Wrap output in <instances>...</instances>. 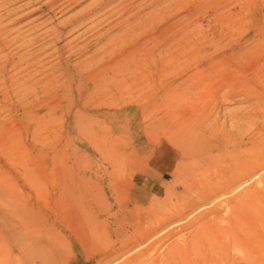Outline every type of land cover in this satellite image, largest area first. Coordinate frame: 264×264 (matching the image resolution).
<instances>
[{"label":"rangeland","instance_id":"374dc122","mask_svg":"<svg viewBox=\"0 0 264 264\" xmlns=\"http://www.w3.org/2000/svg\"><path fill=\"white\" fill-rule=\"evenodd\" d=\"M46 1L48 0H0V17L3 18L5 16L3 19H0V26L5 27V25H8L10 27V29L8 26L5 27V37L8 36L7 38L10 39L9 42L12 40L10 43L16 48L23 43L14 44L16 40L21 37H24L23 39L25 41L32 40L31 43L34 42L33 46L37 48L29 58L32 59L31 61H27L29 60L27 58L25 61H19L18 58H15V63L10 62V60L5 57L10 51V53L16 54V50L13 48L14 46H11L13 49L10 48V51L6 50L8 51L6 53L0 51V55H3L0 57V264H101L102 262L103 264H108L113 260L110 259L111 261H109L108 259L115 256L121 259L118 264H125L126 261L133 258L134 252L132 251V253L128 251V249H131V247L135 245L141 231L151 226L156 227L158 220H174L178 210L181 211L187 208L186 211H189V207L193 205L194 200L198 196L195 192L197 179L195 180V185L193 184L194 180H189L190 183L187 182L188 184H186L187 178L178 175L182 171L179 154L170 151L168 155L166 152L156 151V72L158 71L159 74L162 70L163 72L161 71L159 74L162 77L164 76L163 74H165L164 72H167L164 78L172 79V77L174 78L176 76L174 72L175 69L172 68L173 70L171 72H174L172 75L171 73L169 74L167 70L170 68L169 66L171 63L172 65H176L178 63L176 60H179V65L183 61V56H187L188 59L185 58L187 60L190 58L191 60H189V62L185 60L188 66L192 67L194 64L193 61L195 60L194 55L196 54L186 53V55H182V58L180 57L181 59L175 60L172 58L173 61L172 59L168 60L170 55L166 54L165 51L163 55H169V57L167 56L168 59L166 56H160L158 51V53L154 51L156 50V28L161 26L164 22L170 24L182 20L183 22H181L184 24V17L187 15L185 23L187 27L191 26V29L188 28L189 34L192 32L191 37L194 36V38H199L203 34L209 39L214 37L215 33L219 38L220 35L223 34H229L230 38H236L242 35L244 33L243 31L248 27L253 26V22L255 21L253 20V13L264 10V0H227L228 2L226 0H160V2L159 0H125L126 2H122L124 0H111L110 2L112 3H109L107 5L108 7L104 8V12H101L103 11L102 9L98 12L99 14H94L95 17H91V20L89 19L86 21L87 25L84 22L83 24L76 25V28L74 27L73 29L67 27L68 32L64 31V35H60L59 37L56 36V38H60H57V40L55 36H48L49 34L53 35L50 32L52 29V33H55L54 28L56 30L61 29V26H64L69 18L72 19L75 16L77 17L79 14L86 11V8L89 9L106 0H68L69 2L56 4L52 8L47 5ZM211 1L214 3L211 4L212 6L210 5ZM236 1H238V3ZM7 2L10 3L6 4ZM171 2H173V5ZM176 2L177 5L175 7ZM178 2L182 3L179 4ZM233 2L234 4L232 5ZM64 3L65 5L63 6ZM186 4L188 5V9ZM180 5H184L182 6L183 8L181 7L179 9ZM116 6H119L121 9ZM123 6H125V9ZM255 6L257 7L256 9H254ZM239 9L241 11L240 13ZM34 10H36V12L26 14ZM166 10L168 12L170 11V13ZM173 10H175L174 13L172 12ZM222 10L228 12L232 11L233 13L236 12L238 15L240 14L239 16L233 17L238 24L239 22L242 24L237 30L235 29L233 34L227 31L222 19H220L219 16H215L216 14L214 15L216 11L218 13ZM130 11L131 13H129ZM39 13L40 15H38ZM149 13H151L152 16L149 15ZM171 13L173 15L167 18ZM7 14H11V16ZM159 14L162 15L160 16L161 19L159 18ZM157 15L158 18H156ZM17 18H19V22L11 26L10 23L12 19ZM144 18L148 20L147 23L149 25ZM93 21H95L94 25L91 23ZM262 21L263 20H261L260 23ZM16 24V28L20 26L18 29L21 33L23 31L22 29H26L23 31V35L19 33L18 29L16 30ZM31 24H33V27ZM36 24H40V26L38 25L37 27ZM233 24L234 23L230 24L232 28H234ZM89 30L91 31L89 32ZM151 31H153V35ZM48 32L49 34L46 35ZM10 33L13 35H18L19 33L20 37L17 38V35L13 37ZM100 33H102V35H100ZM70 35L71 40H68L70 39ZM25 36H27V38ZM30 36H32V38ZM121 36L123 37L122 39L119 38ZM147 36H149L148 39ZM150 36L153 37L150 38ZM29 37L30 39L28 40ZM130 37L132 38V40H130L131 43L134 41L132 44L136 43L138 40L141 41V39L144 42L142 44H146L144 46H138L139 49L137 45L130 44V41H128ZM66 39L69 43H66ZM160 39H162V37ZM153 40H155V42H153ZM53 41L55 42L52 44ZM124 41H127L126 45ZM225 41H222L223 44L221 43V46L217 45L218 47L216 46L214 51L211 49L210 53L215 55L221 51ZM44 42H46V44ZM110 42L111 44H109ZM104 43H106L107 46H112L106 51V49H103ZM114 43H120L122 46L120 44H115V46H118H116V48ZM81 44L88 46L87 50H81L84 46ZM80 45L81 47H79ZM43 46L45 49H41ZM55 46H57L60 51ZM141 47L142 49L143 47L146 49H143L142 52ZM150 49L154 50L151 51ZM128 51H130L131 54H129ZM104 52L105 54H103ZM124 52L126 54L128 52V58H126L127 55ZM39 53H42L43 56ZM144 54H148L146 55L147 58H149V55L153 58H149L150 61L152 60V63L149 61L151 64ZM223 54L221 53L219 56ZM141 55L144 56L142 57ZM245 55L243 54L242 57L240 56L238 58L239 64L241 63L242 66L246 65V67L251 65V68H246L249 70V73L259 72L260 69H262L261 65L263 64L264 66V61L261 60L255 67L250 63L247 65L246 61L251 58V55ZM9 56H11V54H9ZM121 56H124L126 60L124 57L122 59ZM139 56H141L140 59ZM162 57L165 58V61L161 62L160 60L163 59ZM157 59L161 63H165L161 65ZM142 60L144 63H138V61L141 62ZM153 60L155 61L154 65H152L154 62ZM37 61L41 64L37 63L38 65H35L34 63ZM114 61L117 63L114 64ZM118 62L120 65H118ZM228 63L227 61L220 62V67L222 68L221 74H224L221 80L217 78L218 80L212 82L214 86H218V84L222 82L221 86L223 87L220 88L218 95H224L226 92L225 88H228L227 92H229L230 88H232L230 91L239 89L240 86L237 87V84L241 85L242 82L241 80L233 78V74L228 68L223 70L224 66L229 65ZM165 64H168V67ZM24 65L25 67H23ZM3 66L5 68L8 66L9 69H5ZM13 66L17 68L14 69ZM28 66H32V68H27ZM165 68H167L166 71L164 70ZM183 68H185V65H183L181 69L177 67L178 72ZM7 69L9 71H7ZM263 69L259 74L262 75V79L264 80ZM2 71L7 72L5 73ZM19 71L22 73L20 74ZM27 71L30 72V74ZM16 72H18L19 75ZM101 72L103 73L100 74ZM105 72L107 74H105ZM225 72L231 73V76ZM115 73H117V75ZM3 74L6 75L4 76ZM33 74L34 76H31ZM89 74H91V76ZM11 75H15V77L13 78ZM102 75L103 77L106 75L105 78L107 79L103 78ZM107 75L109 77H107ZM21 76L22 78H20ZM128 76L129 78L127 79ZM23 77H26V80ZM32 79L36 81L34 82ZM17 81H19L18 84L19 86L21 85L20 87H25V85L28 84L29 88L27 85V89L22 88L21 90L19 86L17 88ZM216 81H218V83ZM239 81L241 82L239 83ZM21 83L25 85L23 86ZM6 88L10 90V97H5L3 95V92L7 90ZM78 89L87 91V93H84L86 96L83 94L81 97H78ZM70 90L72 94L69 93ZM241 95L242 94H233L232 96V94H229L231 98L226 96L229 100L225 98L227 103L222 100L224 102L222 107L220 105L222 103L220 99L215 102L211 100L210 102L213 105L217 103L215 110L217 109L219 111L220 109V112L214 110V113L208 118L210 122L206 120L203 123L208 121L207 124L205 123L204 125H207L209 129H212L211 125L215 123L219 131H214V134L218 137L220 134H223L224 131H227L229 135H231V140L246 141L247 138H254L252 142L237 144V146L231 144L228 148L230 150H243L241 158L243 156L244 158L242 159L247 158L246 155H253V157L257 155L263 156L264 114H260L257 111L258 109H252V105H249L250 102L245 98L246 96L243 97L242 95V98ZM230 99L233 102H231ZM234 99L237 102H235ZM242 99H244V101ZM40 101H43V103ZM261 101H259L260 104L263 103ZM37 102L39 103L38 106H36L38 104ZM210 102L208 106L211 104ZM218 102L221 103L219 104ZM212 104L211 106H213ZM245 105H248L247 107L250 106L252 110ZM39 107H41L40 110H38ZM246 108L249 109L251 113L254 111L258 116L255 115L250 120L245 119L246 121L244 119L238 118L236 120L231 118L234 114L236 116L239 114H246V111L248 112ZM240 109L244 110V112H241ZM213 114H216L218 118L216 122L213 120L216 116H212ZM211 119L213 121H211ZM221 128H223V130ZM243 128L245 130H243ZM244 131L247 132L244 134ZM251 132H253V134ZM158 135H161V133H158ZM249 144L252 145V147L249 146ZM159 152L163 154H159ZM257 152H259V154H257ZM164 156L166 160V170L162 172L165 180L163 182L162 191L160 194L156 195L149 190L151 182L150 177H152L156 171L157 162L164 161ZM112 158L114 159L112 160ZM176 176L178 178H176ZM180 179L181 181L184 180L185 183L181 182ZM191 188L195 189L192 190ZM171 190L173 192H171ZM189 199L193 202L191 200L189 201ZM153 203L156 204L154 205ZM195 227L196 225H193L189 227L190 229L188 227L182 229L180 226H177L172 230L177 229L179 230L177 234H183L191 229L194 230ZM138 229L142 230L140 231ZM226 235L228 234L222 232L217 237V239L219 238L218 242L220 247L217 246V250H215L217 253L211 252L213 250H211L212 248L209 246L208 240L205 238L206 236L203 235V237H200L201 239L199 238L200 240L197 246L183 249L176 258L172 261H168L166 264H194L195 262V264L199 262L204 264V262L207 263L208 261L209 263L213 261V259L220 258L223 262L220 263L225 264L229 262L230 256L236 252V248H239V246H233L232 243L227 240L228 236L226 238ZM220 237L222 238L221 240ZM167 240L170 241L173 239L170 238L164 241L166 242ZM139 241L141 240L139 239ZM165 242H163V244H168V241ZM223 244L228 248L225 249V252L223 250ZM146 246H148V244H146ZM122 252L126 255L123 259L121 257ZM214 254H216V256H213ZM235 254H237V252ZM225 258H227V260H225ZM107 260L109 262H107ZM150 263L149 259L143 258L140 264ZM151 264H156V262Z\"/></svg>","mask_w":264,"mask_h":264},{"label":"bare ground","instance_id":"6f19581e","mask_svg":"<svg viewBox=\"0 0 264 264\" xmlns=\"http://www.w3.org/2000/svg\"><path fill=\"white\" fill-rule=\"evenodd\" d=\"M70 1V0H69ZM68 0H48L47 5L50 6L51 8L54 7V5L59 4V3H63V2H69ZM73 1V0H71ZM77 1V0H76ZM111 0H106L105 2L99 3L96 6H93L89 9L86 8V11L82 12L80 11L81 14H79L77 17H73L72 19L69 18L68 22L64 25L61 26V29H55V33H52L53 29L50 31L51 34L50 35L49 32L46 34L48 36H55V39L57 40V38L60 35H64L63 32H68L67 31V27H69L70 29H73L76 25H80L83 24L84 22L86 23L87 20H89L91 17H95L94 14L98 13L99 11H101L103 9L104 12V8L108 7L107 5ZM114 1V0H113ZM122 1V0H121ZM120 1V2H121ZM129 1V0H128ZM162 1V0H161ZM186 1V0H184ZM188 1V0H187ZM217 1V0H216ZM221 1V0H220ZM227 1V0H226ZM251 1V0H250ZM119 2V3H120ZM122 2H126L125 0ZM160 2V0H159ZM167 2V1H166ZM228 2V1H227ZM238 3V1H236ZM10 2H7L6 4H8ZM93 3V2H92ZM157 3V2H156ZM173 2H171L172 4ZM179 4H181L182 2H178ZM219 3V1H218ZM249 3V2H248ZM255 3V2H254ZM94 4V3H93ZM121 4V3H120ZM127 4V3H125ZM131 4V2H130ZM133 4V2H132ZM175 4V3H174ZM184 4V3H183ZM189 4V3H188ZM214 4L212 3V1L210 2V5ZM224 4V3H223ZM234 4V2L232 3V5ZM250 4V3H249ZM65 5V3L63 4V6ZM91 5V4H90ZM124 5V4H122ZM121 5V6H122ZM173 5V4H172ZM177 5V2L175 4V7ZM185 5V4H184ZM182 5V6H184ZM208 5V4H207ZM230 5V6H232ZM62 6V5H61ZM60 6V7H61ZM62 6V7H63ZM168 6V5H167ZM171 6V5H169ZM180 5L179 9L182 7ZM188 5L186 4V7ZM190 6V5H189ZM212 6V5H211ZM214 6V5H213ZM219 6V5H218ZM37 7V6H35ZM49 7V8H50ZM119 7V6H116ZM125 6H123L124 8ZM174 7V8H175ZM227 7V6H226ZM233 7V6H232ZM120 8V7H119ZM122 8V10H123ZM153 8V7H152ZM183 8V7H182ZM230 8V7H229ZM234 8V7H233ZM237 8V7H236ZM257 7L255 6L254 9H256ZM263 8V7H262ZM34 9V8H33ZM32 9V10H33ZM36 9V8H35ZM41 9V8H39ZM58 9V8H56ZM121 9V8H120ZM119 9V11H120ZM125 9V8H124ZM186 9V8H185ZM188 9V7H187ZM246 9V8H245ZM244 9V10H245ZM121 10V11H122ZM168 10V9H167ZM166 10V11H167ZM171 10V9H170ZM177 10V9H176ZM227 10V9H225ZM222 10L221 12L216 11V13H214L215 16H219L220 19H222V21L225 24V27L227 29L228 32H233L235 31V29L237 30L238 27H241V23L236 22V19H234V16H237L238 14H236V12H232V11H225ZM237 10V9H236ZM235 10V11H236ZM247 10V9H246ZM13 11V10H12ZM42 11V10H41ZM55 11V10H54ZM164 11V10H163ZM175 10H173L172 12L174 13ZM183 11V10H182ZM234 11V10H233ZM36 12V10L32 11L31 13L28 12L26 14H32ZM168 12V11H167ZM208 12V11H206ZM240 9H239V13H240ZM38 13V12H37ZM122 13V12H121ZM131 13V11L129 12ZM133 13V12H132ZM170 13V11L168 12ZM179 13V11H178ZM187 13V12H186ZM249 13V12H248ZM20 14V13H19ZM42 14V13H41ZM99 14V13H98ZM119 14V12H118ZM242 14V13H241ZM9 16H11V14H7ZM6 15V16H7ZM40 15V13L38 14ZM37 15V16H38ZM94 15V16H93ZM132 15V14H131ZM138 15V14H137ZM149 15H151V13H149ZM173 14L171 13V15H168L167 18L169 16H172ZM189 15V14H188ZM240 15V14H239ZM238 15V16H239ZM245 15V14H244ZM243 15V16H244ZM34 16V15H33ZM124 16V15H122ZM126 16V15H125ZM129 16V14H128ZM152 16V15H151ZM159 14V18H160ZM165 16V15H164ZM5 17V16H4ZM3 17V18H4ZM135 17V16H134ZM133 17V18H134ZM147 17V16H146ZM150 17V16H149ZM187 17V15H186ZM186 17H184V24L180 21V22H174V23H170L168 24L167 22H162L163 24L159 27L156 28V39L154 37V39L156 40V50L154 49H150L151 51H158L159 55L162 56L163 52L165 51L166 54L169 55H163V56H168L167 59L171 60L173 59H181L182 55H186V53H194L196 55L195 56V60L193 61L194 64L192 67L188 66L187 61L189 62V60H191L187 56H183V61L182 63H179V60H176V62L178 61V63L176 65H171L169 66L170 68L167 69L165 68L164 70L166 71V69L169 71L168 73L171 75L175 72V77L172 79H167L164 78L165 74L167 72H164L165 74H163L164 76L162 77L161 75H159L161 73V71L158 74V71L156 72V151H163L164 153L166 152L168 155L171 152H176L179 154V160L181 161V168L182 171L178 174L179 176H183L187 178L186 184L190 183L189 180H194V185H195V180L197 182L196 185V189L195 192L197 193V198L194 199V203L193 205H191V207H189V211H186V209L181 210V211H177L178 213H176V219L174 218V220H170V219H161L158 220L156 223V227H149L143 231H141L142 229H138L140 230V236L139 239L141 241L136 240L135 245H133L131 247V249L129 248L128 251H133V258H131L130 260L126 261L125 264H130V263H134V264H140L144 259H149L151 263H163L166 264L168 261H172L174 258H176L180 251H182L183 249H187L188 247H194L197 246L199 243V240L201 239L200 237L203 235L206 236L205 238H207L208 240V244L209 246L212 248L211 252H216L215 250H217V246L219 247V238L217 239V237L222 233L225 232L228 235H226L227 240L232 243L233 246H239V248H236V252L237 254H235L236 252H234V254H232V256H230V260L229 262H226L225 264H264V158L262 155H257L255 157H253V155H246L247 158H244V156L241 158V155L243 154V150L239 151L236 149H228L230 147L231 144H234L237 146V144H246L248 142H252V139L247 138L246 141H236V139L231 140V135H229V132L224 131L223 134H220V136L218 137L216 134H214V131H219L218 126H216V124L214 123V125H211V128L213 129H209V127L204 125L205 123L207 124V122L209 121L208 118L209 116L214 113L213 111L215 110V107L217 105V103H214V105L210 102L211 100H213L214 102L218 99H220L221 101L224 100H229L228 98H226V96L229 97V94H242L243 97L246 96L245 98H247L246 100H248L249 105H252V109L255 108L254 110H257L260 114H264V80L262 79V75L259 74V72H261V70L263 69V64L261 65L262 69H258L259 72H250L249 70L246 69V65L242 66V64H239V57L244 54H250L251 58L249 60L246 61L247 65L253 64V66H257L259 64V62L261 60L264 61V10L263 11H259V12H254L253 13V20H255L253 22V26L248 27L245 31H243L244 33L238 37H234V38H230L229 34H223L219 36H217L214 33V37L212 38H207L205 35H201L199 38L192 36L191 37V30H190V34L188 31V28L191 29L190 27H187V24L185 23ZM189 17V16H188ZM251 17V15H250ZM2 17H0L1 19ZM2 18V19H3ZM109 18V17H107ZM127 19V16L125 17ZM154 18V17H153ZM158 18V15L157 17ZM238 18V17H236ZM252 18V17H251ZM9 19V17H8ZM7 19V20H8ZM19 18L17 19H12L10 25L14 26L15 23H18ZM28 19V18H27ZM125 19V20H126ZM146 20V18H144ZM143 19V20H144ZM161 19V18H160ZM171 19V18H170ZM189 19V18H188ZM249 19V18H248ZM247 19V20H248ZM35 20V19H34ZM40 20V19H39ZM91 20V19H90ZM98 20V19H97ZM107 20V19H106ZM157 20V19H156ZM155 20V21H156ZM163 20V19H162ZM169 20V19H168ZM167 20V21H168ZM180 20V19H179ZM190 20V19H189ZM242 20V19H241ZM250 20V19H249ZM263 20L261 23L260 21ZM27 21V20H26ZM45 21V20H44ZM43 21V22H44ZM148 20H146L147 23ZM159 21V20H158ZM197 21V20H196ZM239 21V20H237ZM246 21V20H245ZM5 22V21H2ZM1 22V23H2ZM9 22V20H8ZM39 22V21H38ZM37 22V23H38ZM65 22V21H64ZM94 22L93 23L94 25ZM142 22V21H141ZM151 22V21H149ZM153 22V20H152ZM151 22V23H152ZM6 23V22H5ZM31 23V22H30ZM29 23V26H30ZM34 23V22H32ZM36 23V22H35ZM46 23V22H45ZM143 23V22H142ZM144 23V24H146ZM161 23V21H160ZM194 23V22H193ZM233 24L232 25L230 24ZM26 24V23H25ZM24 24V25H25ZM28 24V23H27ZM41 24V23H40ZM40 24H36V26L38 27V25L40 26ZM148 24V23H147ZM146 24V25H147ZM154 24V23H153ZM151 24V25H153ZM189 24V23H188ZM3 25V24H1ZM23 25V24H21ZM33 27V24H31ZM42 25V24H41ZM45 25V24H44ZM87 25V23H86ZM85 25V26H86ZM91 25V24H90ZM149 25V24H148ZM158 25V24H157ZM195 25V23H194ZM197 25V24H196ZM8 25H5V27H7ZM82 26V25H81ZM92 26V25H91ZM90 26V28H91ZM154 26V25H153ZM5 27L0 26V51H2V53H6L9 50L12 45V40L9 42V38L5 37L4 35V30ZM17 27V24L15 26V28ZM20 26H18L19 28ZM30 27V28H32ZM84 27V26H83ZM89 27V25H88ZM150 27V26H148ZM8 28L10 29V27L8 26ZM13 28V27H11ZM16 28V30L18 29ZM29 28V27H28ZM58 28V27H57ZM76 28V27H75ZM79 28V27H78ZM103 28V27H102ZM68 29V30H70ZM153 29V28H152ZM195 29V28H194ZM12 30V29H11ZM23 31L26 30L25 28L22 29ZM21 30V31H22ZM28 30V29H27ZM32 30V29H30ZM37 30V29H36ZM35 30V31H36ZM75 30V29H74ZM81 30V29H80ZM109 30V29H108ZM19 31V29H18ZM22 31V33L19 31L20 34H24V32ZM33 31V30H32ZM71 31V30H70ZM85 31V30H84ZM91 30H89L90 32ZM240 31V30H239ZM15 32V31H14ZM26 32V31H25ZM29 32V31H28ZM38 32V31H37ZM46 32V31H45ZM73 32V31H72ZM79 32V31H78ZM86 32V31H85ZM104 32V31H103ZM108 32V31H107ZM153 31H151L152 33ZM197 32V31H196ZM219 32V31H218ZM7 33V32H6ZM12 34L13 37L15 35H17V38L20 37V34ZM31 33V32H29ZM28 33V34H29ZM44 33V32H42ZM88 33V32H87ZM133 33V32H132ZM239 33V32H238ZM26 34V33H25ZM27 34V35H28ZM34 34V33H32ZM36 34V33H35ZM55 34V35H54ZM67 34V33H65ZM79 34V33H78ZM82 34V33H81ZM84 34V33H83ZM91 34V33H89ZM126 34V33H125ZM124 34V36H125ZM129 34V33H128ZM127 34V35H128ZM134 34V33H133ZM132 34V35H133ZM21 35V36H22ZM37 35V34H36ZM42 35V34H41ZM45 35V36H46ZM68 35V34H67ZM74 35V34H73ZM100 35H102V33H100ZM104 35V34H103ZM126 35V36H127ZM131 35V34H130ZM153 35V33H152ZM194 35V34H193ZM46 36V37H48ZM56 36H58L56 38ZM78 36V35H77ZM129 36V35H128ZM127 36V37H128ZM10 37V35H9ZM27 38V36H25ZM32 38V36H30ZM30 37L28 38V40L30 39ZM50 37V38H51ZM69 37V36H68ZM73 37V36H72ZM76 37V36H75ZM102 37V36H101ZM104 37V36H103ZM109 37V35H108ZM107 37V40H108ZM126 37V38H127ZM149 36H147L148 39ZM153 36H150V38ZM162 37V39H160ZM202 37V39H201ZM12 38V37H11ZM24 38V37H23ZM22 37L20 39H17L16 42L14 44H18L20 42L21 43L19 46H17V48L14 46L13 48H15L16 50V54H12L10 52H8L9 54H11V56H9V54L5 57H7L10 62L15 63V58H18L19 61L22 60H27L32 56L33 51H35L36 46H33L34 42H32V40L30 41H25ZM34 38V37H33ZM44 38V36H43ZM42 38V39H43ZM62 38V37H61ZM74 38V37H73ZM99 38V37H98ZM105 38V37H104ZM119 38H123L122 36ZM125 38V37H124ZM131 38V37H130ZM132 40V38L130 39ZM140 38V37H139ZM146 38V37H145ZM144 38V39H145ZM197 38V39H196ZM46 39V38H45ZM60 39V38H58ZM226 39V41H225ZM15 40V39H13ZM49 40V39H48ZM54 40V39H53ZM55 40V41H56ZM67 40V39H66ZM71 40V35H70V39ZM67 40L66 43H69ZM120 40V39H119ZM138 40V39H137ZM155 40H153V42H155ZM25 41V42H24ZM52 41V40H51ZM50 41V43H51ZM53 41L52 44L55 42ZM61 41V40H60ZM59 41V42H60ZM77 41V40H76ZM96 41V40H95ZM111 41V40H109ZM149 41V40H148ZM147 41V42H148ZM151 41V40H150ZM222 41L224 42V45H222L223 47L221 48V51H219L218 53H216L215 55L210 53V50L213 49L217 46L220 45L221 43L223 44ZM14 42V41H13ZM86 42V41H85ZM102 42V41H101ZM115 42V41H113ZM120 42V41H119ZM127 42V41H126ZM126 42L124 41V44L126 45ZM134 41H132L133 43ZM136 42V41H135ZM46 44V42H44ZM48 43V42H47ZM48 43V44H50ZM73 43V42H72ZM71 43V44H72ZM100 43V42H99ZM121 43V42H120ZM118 43V44H120ZM130 41V44H132ZM141 39L138 40L136 43L132 44V45H137V47L139 46H144L145 44ZM226 43V44H225ZM47 44V45H48ZM58 44V43H57ZM70 44V45H71ZM86 44V43H85ZM95 44V43H93ZM105 45L103 46V49H107L110 46H107L106 43H104ZM111 44V42L109 43ZM117 43H114V46ZM117 44V45H118ZM129 44V43H127ZM129 44V45H130ZM45 45V46H47ZM61 45V44H60ZM78 45V44H77ZM84 45V44H81ZM81 45L79 47H81ZM97 45V44H95ZM116 45V46H117ZM121 45V44H120ZM124 45V47H125ZM131 45V46H132ZM150 45V44H149ZM155 45V44H154ZM153 45V46H154ZM37 46H41V45H37ZM62 46V45H61ZM69 46V45H68ZM72 46V45H71ZM76 46V45H75ZM115 46V47H116ZM122 46V45H121ZM128 46V45H127ZM152 46V44H151ZM150 46V47H151ZM221 46V45H220ZM219 46V47H220ZM52 47V46H51ZM57 47V46H55ZM118 47V46H117ZM116 47V48H117ZM138 47V48H139ZM146 47V46H145ZM218 47V46H217ZM11 48V49H13ZM50 48V47H49ZM58 48V47H57ZM61 48V47H60ZM63 48V47H62ZM88 46L84 45L83 48L81 50L85 51L87 50ZM113 48V47H112ZM120 48V46H119ZM152 48V47H151ZM40 49V48H39ZM41 49H45L44 46ZM40 49V50H41ZM54 49V48H53ZM80 49V48H79ZM100 49V48H99ZM130 49V48H129ZM128 49V50H129ZM133 49V48H131ZM140 49V48H139ZM142 49V47H141ZM143 49L145 50L146 48L143 47ZM143 49L141 50L143 52ZM216 49V48H215ZM57 50V49H56ZM59 50V48H58ZM101 50V49H100ZM123 50V49H122ZM137 50V48H136ZM135 50V51H136ZM148 50V49H147ZM149 50V52H150ZM13 51V50H12ZM60 51V50H59ZM105 51V50H104ZM119 51V50H118ZM121 51V50H120ZM43 52V51H41ZM82 52V51H81ZM92 52V51H91ZM129 54L130 51H128ZM127 52V54H128ZM133 52V51H132ZM141 52V53H142ZM157 52V53H158ZM56 53V52H55ZM107 53V52H106ZM125 53V52H124ZM123 53V54H124ZM138 53V52H137ZM140 53V52H139ZM151 53V52H150ZM154 53V52H153ZM156 53V54H157ZM162 53V54H161ZM223 54L221 56H219L220 54ZM37 54V52H36ZM42 54V53H39ZM105 54V52L103 53ZM126 54V53H125ZM126 54V55H127ZM143 54V53H142ZM46 55V54H45ZM138 55V54H137ZM136 55V56H137ZM140 55V54H139ZM145 55V54H144ZM143 55V56H144ZM148 55V54H146ZM145 55V57H146ZM158 55V54H157ZM247 55V56H248ZM3 56V55H2ZM0 55V57H2ZM41 56V55H40ZM43 56V54H42ZM142 56V55H141ZM139 56V59L140 57ZM142 56V57H143ZM190 56V55H189ZM246 56V55H245ZM122 57V56H121ZM124 57V56H123ZM122 57V59H123ZM181 57V58H180ZM187 59H186V58ZM234 57V58H233ZM24 58V59H23ZM27 58V59H26ZM42 58V57H41ZM125 58V57H124ZM128 58V55L127 57ZM125 58V60H126ZM135 58V57H134ZM138 58V57H137ZM147 58V57H146ZM149 58L150 57L149 55ZM148 59V62L150 61ZM161 58V57H160ZM159 58V59H160ZM163 58V57H162ZM3 59V58H2ZM5 60H7L6 58H4ZM103 59V58H102ZM101 59V61H102ZM144 59V58H143ZM153 59V58H152ZM172 59V61H173ZM187 61H186V60ZM241 59V58H240ZM245 59V58H244ZM17 60V61H18ZM32 59H29L27 61H31ZM40 60V59H39ZM38 60V61H39ZM57 60V59H56ZM166 60V61H168ZM26 61V63H27ZM36 61V60H35ZM35 62L34 64L36 65L39 62ZM118 61V60H116ZM116 61H114V64L117 63ZM121 61V60H120ZM140 61V60H139ZM138 63H142L143 60L141 62ZM154 61V60H153ZM157 61H159L157 59ZM156 61V62H157ZM162 61H165V58H163ZM159 61V62H160ZM221 61H227V63L229 65L224 66L223 70L225 68H228V70H231L232 72V77L237 79V80H241L239 81V83L241 82V85L237 84V87H239V89L237 90H232V88H230L229 92H227V89L225 88L226 92L223 95H218L220 92V88L223 87L222 82L220 84H218V86H214L212 84L213 81L218 80V79H222V68L220 67V62ZM243 61V59H242ZM262 61V62H263ZM34 62V61H33ZM43 62V61H42ZM111 62V61H109ZM122 62V61H121ZM133 62V61H132ZM147 62V61H146ZM145 62V64H146ZM152 63V60L150 61ZM149 62V63H150ZM159 63L161 65H163L164 63ZM175 62V61H174ZM173 62V63H174ZM238 62V64H237ZM1 63V62H0ZM3 63V60H2ZM19 63V62H17ZM21 63V62H20ZM112 63V62H111ZM123 63V62H122ZM144 63V62H143ZM150 63V64H151ZM226 63V62H225ZM11 64V63H10ZM9 64V65H10ZM24 64V63H22ZM30 64V63H29ZM41 64V63H39ZM107 64V63H106ZM155 64V61L153 62L152 65ZM175 64V63H174ZM187 64V65H186ZM236 64V65H235ZM244 64V62H243ZM4 65V63H3ZM17 65V64H16ZM38 65V64H37ZM96 65V64H95ZM118 65L119 62H118ZM141 65V64H138ZM149 65V64H148ZM166 66L168 64H165ZM164 65V66H165ZM183 65H185V68H183L180 72H178L177 67H179V69H181L183 67ZM219 65V66H218ZM22 66V65H20ZM34 66V65H33ZM100 66V65H98ZM106 66V65H105ZM122 66V65H121ZM120 66L121 70L122 67ZM127 66V65H126ZM131 66V65H130ZM160 66V65H159ZM158 66V67H159ZM222 66V65H221ZM14 67V66H13ZM12 67V68H13ZM25 67V65L23 66ZM32 66H28L27 68H29ZM157 67V68H158ZM168 67V66H167ZM259 67V68H261ZM3 68H5L3 66ZM8 68V66L6 67ZM5 68V69H6ZM17 68V67H16ZM14 67V69H16ZM21 68V67H20ZM105 68V67H104ZM107 68V66H106ZM109 68V67H108ZM119 68V67H118ZM127 68V67H126ZM174 68L175 71L171 72ZM232 68V69H230ZM248 68H251V65H249ZM9 69V68H8ZM7 69V71H9ZM24 69V68H23ZM26 69V68H25ZM98 69V68H97ZM256 69V68H255ZM4 70V69H2ZM22 70V69H20ZM99 70V69H98ZM107 70V69H106ZM105 70V71H106ZM116 70V69H115ZM120 70V69H119ZM118 70V71H119ZM227 70V69H226ZM257 70V69H256ZM6 71V72H7ZM117 71V72H118ZM127 71V70H126ZM264 71V69H263ZM5 72V71H2ZM5 72V73H6ZM25 72V71H24ZM28 72V71H27ZM26 72V73H27ZM104 72V71H103ZM103 72H101L100 74H102ZM153 72V71H152ZM163 72V71H162ZM178 72V73H177ZM1 73V72H0ZM18 73V72H16ZM19 73L21 74L22 72L19 71ZM18 73V75H19ZM30 74V72H28ZM112 73V72H111ZM120 73V72H119ZM177 73V74H176ZM227 73V72H225ZM264 73V72H263ZM8 74V73H7ZM14 74V73H13ZM25 74V73H24ZM22 74V75H24ZM28 74V75H29ZM105 74H107L105 72ZM113 74V73H112ZM117 75V73H115ZM121 74V73H120ZM228 75H230L229 73H227ZM1 75V74H0ZM4 75V74H3ZM6 75V74H5ZM4 75V76H5ZM17 75V77H18ZM27 75V74H26ZM91 76V74H89ZM226 75V74H225ZM12 76V75H11ZM31 76H34L31 75ZM29 76V77H31ZM121 76V75H120ZM125 76V75H124ZM167 76V75H166ZM231 76V75H230ZM229 76V78H230ZM13 78L15 77L12 76ZM27 77V76H26ZM26 77L25 78L26 80ZM103 77V75H102ZM106 77V75H105ZM103 77V78H105ZM107 77H109L107 75ZM131 77V76H130ZM134 77V76H133ZM220 77V78H219ZM227 77V76H226ZM231 77V79L233 80V78ZM3 78V77H2ZM6 78V77H5ZM22 78V76L20 77ZM90 78V77H89ZM102 78V79H103ZM126 78V77H125ZM129 78V76L127 77V79ZM218 78V79H217ZM228 78V77H227ZM29 79V78H28ZM31 79V78H30ZM35 79V77H34ZM32 79L34 82L36 80ZM37 79V77H36ZM91 79V78H90ZM107 79V78H105ZM229 79V80H231ZM17 80V78H16ZM125 80V79H124ZM228 80V79H227ZM13 81V80H12ZM15 81V80H14ZM92 81V80H91ZM225 81V80H224ZM234 81V80H233ZM236 81V80H235ZM21 82V81H20ZM69 82V81H68ZM218 83V81H216ZM229 82V81H228ZM227 82V83H228ZM19 83V81H17V84ZM23 83V82H22ZM21 83V84H22ZM42 83V82H41ZM226 83V84H227ZM234 83V84H235ZM4 84V83H3ZM38 84V83H37ZM95 84V83H94ZM224 84V83H223ZM225 84V85H226ZM233 84V86H234ZM15 85V82H14ZM23 85V84H22ZM25 85V84H24ZM23 85V86H24ZM28 87V84H26ZM25 87H20L19 84L17 85L21 88H26ZM31 85V84H30ZM35 85V84H34ZM230 85V84H229ZM2 86V85H1ZM228 86V85H227ZM226 86V87H227ZM231 86V85H230ZM70 87V86H69ZM232 87V86H231ZM29 88V87H28ZM33 88V85H32ZM41 88V87H40ZM234 88V87H233ZM2 89V88H1ZM7 89V88H6ZM16 89V87H15ZM18 90V89H17ZM24 90V89H23ZM34 90V89H33ZM3 91V90H2ZM10 90H5V92H3V95L5 97H10ZM20 91V90H18ZM22 92V91H20ZM19 93V92H18ZM69 93H71V90L69 91ZM84 93H87V91L82 90V89H78V97H81ZM89 93V92H88ZM92 93V92H91ZM228 93V94H227ZM41 94V93H40ZM68 94V92H67ZM72 94V93H71ZM90 95V94H89ZM210 95V96H208ZM218 95V96H217ZM241 95V97H242ZM23 96V95H22ZM84 96H86V94H84ZM88 96V94H87ZM239 96V95H238ZM92 97V96H91ZM240 97V99H241ZM242 97V98H243ZM226 98V100H225ZM231 98V97H229ZM238 98V97H237ZM72 99V98H71ZM233 100V99H232ZM235 100V99H234ZM244 101V99H242ZM241 100V101H242ZM262 100V101H261ZM23 101V100H22ZM212 101V102H213ZM231 101V99H230ZM239 101V98H238ZM259 101L263 102L262 104L259 103ZM41 103H43V101H40ZM98 102V101H97ZM211 103L213 106H211V104L208 106V103ZM233 102V101H231ZM235 102H237L235 100ZM38 103V102H37ZM36 103V104H37ZM219 103V102H218ZM221 103V102H220ZM219 103V104H220ZM224 102L222 101V103L220 104L222 107V104ZM227 103V101H226ZM45 104V103H44ZM218 104V105H219ZM246 104V103H245ZM248 104V103H247ZM19 105V104H18ZM17 105V106H18ZM39 103L36 105L38 106ZM246 106V105H245ZM248 106V105H247ZM246 106V107H247ZM219 107V106H217ZM250 107V106H249ZM247 107V108H249ZM250 107V110H252ZM257 107V108H256ZM37 108V107H36ZM248 112L246 111V114L242 115V116H236L235 114L231 117L234 119H247L250 120L252 119L256 114L249 112V109H247ZM41 107L38 108V110H40ZM244 109V108H243ZM27 110V109H26ZM217 110V109H216ZM215 110V111H216ZM237 110V109H236ZM241 110V109H240ZM29 111V109H28ZM208 111V112H207ZM218 111V110H217ZM244 112V110H241V112ZM26 112V111H24ZM220 112V109L219 111ZM225 112V110H224ZM228 112V111H227ZM236 112V111H234ZM239 112V110H238ZM80 113V112H78ZM232 113V112H231ZM217 114V113H216ZM216 114L212 115V116H216ZM226 114V113H225ZM218 115V114H217ZM220 115V114H219ZM223 115V113H222ZM227 115V114H226ZM258 116V115H256ZM224 117V116H223ZM230 118V119H231ZM208 120L207 122L203 123L204 121ZM213 120L216 122L218 120L217 116L215 118H213ZM211 119V121H213ZM233 120V119H232ZM235 121V120H234ZM240 121V120H239ZM246 121V120H245ZM210 122V121H209ZM220 122V121H219ZM242 122V120H241ZM248 122V121H247ZM238 123V122H237ZM236 123V124H237ZM246 123V122H244ZM243 123V124H244ZM249 123V122H248ZM224 124V123H223ZM234 124V123H233ZM203 125V126H202ZM210 125V124H209ZM219 125V124H218ZM221 125V124H220ZM242 126V125H241ZM261 126V125H260ZM225 127V126H223ZM237 127V126H236ZM243 127V126H242ZM246 128V127H245ZM223 130V128H221ZM225 129V128H224ZM236 129V128H235ZM221 130V131H222ZM233 130V129H232ZM239 130V129H238ZM243 130H245L243 128ZM250 130V129H249ZM247 130V131H249ZM244 131V134L245 132ZM231 132V131H230ZM235 132V131H233ZM254 132V131H253ZM253 132H251L253 134ZM158 133H161V135H158ZM220 133V132H219ZM241 133V132H240ZM239 134V133H238ZM250 134V133H249ZM256 134V133H255ZM237 135V134H236ZM240 135V134H239ZM243 136V135H241ZM240 136V138H241ZM260 139V138H259ZM251 140V141H250ZM165 143H164V142ZM236 141V142H235ZM260 141V140H258ZM257 141V142H258ZM251 144V143H250ZM252 147V145H250ZM255 144V143H254ZM258 144V143H257ZM257 146V145H256ZM255 146V147H256ZM247 147V146H246ZM250 148V147H249ZM244 149V148H243ZM246 149V148H245ZM257 149V148H256ZM259 149V148H258ZM241 150V149H240ZM255 150V149H254ZM256 151V150H255ZM254 151V152H255ZM249 152V151H248ZM247 152V153H248ZM253 153V152H252ZM116 154V153H115ZM159 154H163L160 153ZM254 154V153H253ZM256 154V153H255ZM257 154H259V152H257ZM113 155V154H111ZM116 156V155H115ZM86 158V157H85ZM114 158H112L113 160ZM179 168V169H181ZM113 169V168H112ZM179 171V170H178ZM214 171V172H213ZM176 178H178L176 176ZM181 181V179H180ZM181 182H184L181 181ZM188 182V183H187ZM185 183V182H184ZM183 183V185H184ZM191 183V185H192ZM172 185V184H171ZM187 186V185H186ZM190 187V186H189ZM169 188V187H168ZM171 188V187H170ZM186 188V187H184ZM69 189V188H68ZM189 189V188H187ZM186 189V190H187ZM192 189V188H191ZM192 189V190H193ZM71 190V189H70ZM167 192V191H166ZM165 192V193H166ZM169 192V191H168ZM171 192H173L171 190ZM182 192V191H181ZM190 192V191H189ZM193 193V192H192ZM169 194V193H168ZM170 195V194H169ZM194 196V195H192ZM192 198V197H191ZM191 199H189L190 201ZM188 201V202H189ZM192 201V200H191ZM193 202V201H192ZM157 203V202H156ZM155 203V204H156ZM154 204V203H153ZM154 204V205H155ZM175 204V203H174ZM188 204V203H187ZM192 204V203H191ZM152 205V204H151ZM103 207V206H102ZM191 208V209H190ZM164 210V209H163ZM84 215V214H83ZM153 218V217H152ZM187 221H186V220ZM146 220V219H145ZM170 220V221H169ZM186 221V222H185ZM185 222V223H184ZM196 225V227L194 228V230H189L191 226ZM177 226H180V228L184 229L186 227H188L189 231L183 234H177L179 232V230L175 229L172 230L174 227L176 228ZM178 228V229H180ZM137 230V231H138ZM178 231V232H177ZM38 232V231H37ZM221 232V233H220ZM220 233V234H219ZM223 235V234H222ZM225 236V235H224ZM223 236V237H224ZM222 237V236H221ZM220 237V240L222 239ZM173 239V240H167L166 242L168 244H163V242H165L164 240L166 239ZM200 238V239H199ZM225 240V238H224ZM165 242V243H166ZM223 243V242H221ZM220 243V244H221ZM225 243V242H224ZM227 243V242H226ZM146 244H148V246H146ZM207 244V241H206ZM224 245V244H223ZM222 245V247H223ZM231 245V246H232ZM144 246H146L145 248H143ZM221 246V245H220ZM229 246V244H228ZM232 246V247H233ZM207 247V246H206ZM221 247V248H222ZM227 246L224 245V252ZM220 248V247H219ZM89 249V248H88ZM189 249V248H188ZM197 249V248H196ZM208 249V248H207ZM210 249V248H209ZM233 250V248H232ZM190 251V250H189ZM193 251V250H192ZM199 251V250H198ZM210 251V250H209ZM127 252V251H126ZM132 252V253H133ZM219 252V251H218ZM222 252V251H221ZM223 252V254H224ZM241 254H239V253ZM118 253V252H117ZM217 253V252H216ZM230 253V252H229ZM129 254V253H128ZM194 254V253H193ZM199 254V253H197ZM196 254V255H197ZM212 254V253H210ZM220 254V253H219ZM226 254V253H225ZM228 254V253H227ZM121 257L122 259L126 256L124 254V252L121 253ZM200 255V254H199ZM114 256V255H113ZM207 256V255H206ZM204 256V257H206ZM212 256V255H211ZM213 256H216V254H214ZM219 256V255H218ZM48 257V256H47ZM130 257V256H129ZM197 257V256H196ZM200 257V256H199ZM210 257V256H208ZM223 257V256H222ZM228 257V255H227ZM195 258V257H194ZM203 258V257H201ZM220 258V257H219ZM47 259V258H46ZM112 261H111V260ZM221 259V258H220ZM220 259H213V261L209 262L207 261L208 264H222L223 262ZM109 261H111L108 264H118V262L121 260L118 258V256L115 257H110L108 259ZM107 260V262H109ZM176 260V259H175ZM179 260V259H178ZM183 260V259H182ZM208 260V259H207ZM225 260H227V258H225ZM148 261V260H147ZM184 261V260H183ZM203 261V260H202ZM224 261V260H223ZM178 262V261H177ZM182 262V261H181ZM194 262V261H193ZM198 262V261H197ZM222 262V263H220ZM225 262V261H224ZM145 263V262H143ZM149 263V262H148ZM150 263V264H151ZM184 263V262H183ZM187 263V262H185ZM196 263V262H195ZM194 263V264H195ZM200 263V262H199ZM198 263V264H199ZM204 262V264H207ZM103 264V262L101 263ZM106 264V263H105ZM124 264V263H121ZM170 264V263H169ZM172 264V263H171ZM177 264V263H176ZM181 264V263H180ZM203 264V263H200Z\"/></svg>","mask_w":264,"mask_h":264},{"label":"crops","instance_id":"0c3cea01","mask_svg":"<svg viewBox=\"0 0 264 264\" xmlns=\"http://www.w3.org/2000/svg\"><path fill=\"white\" fill-rule=\"evenodd\" d=\"M164 161L162 162H157L156 164V171L154 172V175L150 177V185H149V190L153 192L154 194L158 195L162 191L163 188V182H164V174L163 172L166 170V160L164 156ZM163 171V172H162ZM142 183V182H141Z\"/></svg>","mask_w":264,"mask_h":264}]
</instances>
